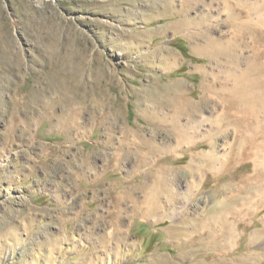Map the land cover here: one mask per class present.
I'll use <instances>...</instances> for the list:
<instances>
[{
	"label": "rangeland",
	"instance_id": "obj_1",
	"mask_svg": "<svg viewBox=\"0 0 264 264\" xmlns=\"http://www.w3.org/2000/svg\"><path fill=\"white\" fill-rule=\"evenodd\" d=\"M183 2L0 0V264H261L264 237L245 246L232 242L234 249L226 250V225L241 226L248 209L255 212V232L264 229V173L257 187L243 189L237 174H258L263 165L248 158L221 167L237 145L233 127L215 129L224 98L209 93L199 113L203 121L193 128L196 138L178 148L172 127L155 129L147 120L165 114L171 121L166 98L175 81L198 100L200 69H212L208 58L192 53L191 38L171 29ZM191 9L200 18L208 7L198 2ZM216 23L213 35L228 31ZM167 49L177 53V68L165 69ZM215 71L209 79L229 76ZM68 122L70 130L58 128ZM136 130L147 143L138 144ZM126 135L134 153L124 157ZM149 140L161 151L150 152ZM139 154L150 155V171L167 165V213L159 223H146L135 211L137 221L116 229L96 210L87 212L97 202L88 206L91 195L78 191L72 174L94 177L109 167L138 185ZM146 187L138 188L139 197ZM201 222L210 226L196 231Z\"/></svg>",
	"mask_w": 264,
	"mask_h": 264
},
{
	"label": "bare ground",
	"instance_id": "obj_2",
	"mask_svg": "<svg viewBox=\"0 0 264 264\" xmlns=\"http://www.w3.org/2000/svg\"><path fill=\"white\" fill-rule=\"evenodd\" d=\"M198 2L206 3L208 7L207 12L203 13V11H200L202 15L200 18L198 16L192 17L190 9L194 3ZM180 8L179 12H177L180 18L170 22L171 29L177 32V34L182 33L184 36L191 38L192 53L206 57V59L208 58V66L212 69H200L203 72L204 79L200 85L202 94L198 100L185 94L186 90L185 92L182 90L184 85L182 81H175V83H172L174 88H171V90H174H169V93H167L168 97L166 98L168 106H170L169 108L173 112L171 113V121L168 122L169 119L166 120L168 117L166 118L165 114L160 119L156 118V115L153 114L147 120L152 123L155 129L156 125L168 124L172 127L170 129L174 131L173 134L178 140L175 144L177 147L184 140L196 138L197 135L193 131V128H198L196 125L201 123L200 121H203L199 113L210 101L209 93L214 92L224 99L218 115L215 112V116L217 115L215 120L217 126L215 128L214 125L211 129L215 128L217 132H220L221 130L225 131L229 126L233 127L237 141L235 144L237 145L232 147L228 155L230 154V158L235 159L234 161L237 160V162L251 158L255 160L254 162H258L259 165H263V168L257 174L258 177H262L264 173V0H210V2L206 0H184ZM215 13L217 14L215 15ZM223 16H226V18L222 19ZM214 21H217L216 24L224 23L229 26L228 31L226 32L224 29L225 31L221 30L218 35H213L212 26ZM219 28L221 29V27ZM168 49L165 51V56L163 55L165 60L163 63L165 64V69H173L176 67V62H178V55ZM216 68L219 71L221 70L220 72L222 73L227 72L229 75L225 78L223 74L224 79H221L220 82L218 81L219 84L217 80L209 79L212 75H217ZM159 103H157V107L160 105ZM183 117L188 119L187 124L181 121ZM75 119L76 115H72L71 120L76 122ZM66 124V126L62 125L58 128H62L65 131L70 130L72 123L68 122ZM128 133H130L129 130ZM133 134H136L134 136H137L141 140L138 144L147 143L139 131L136 130ZM149 141L151 142L148 145V148L151 150L150 152L156 153L161 151L157 145H154L151 140ZM129 144L132 145V143ZM218 154L213 153L216 157L222 156ZM127 155H129L128 151L123 154L124 157H127ZM149 156L139 154L137 166L140 168L145 166L147 168L151 162ZM111 162L113 163L112 160ZM154 198H157V196L155 195ZM262 262H264V257L261 258L260 263Z\"/></svg>",
	"mask_w": 264,
	"mask_h": 264
},
{
	"label": "crops",
	"instance_id": "obj_3",
	"mask_svg": "<svg viewBox=\"0 0 264 264\" xmlns=\"http://www.w3.org/2000/svg\"><path fill=\"white\" fill-rule=\"evenodd\" d=\"M127 139L124 140V143L120 145V151L126 153L127 151L134 152L132 145L129 144L130 138L129 135H126ZM130 138V139H129ZM128 144V145H127ZM129 146V147H128ZM125 148V149H124ZM130 148V149H128ZM219 158V157H216ZM195 160V159H194ZM228 162L222 164L221 167L225 169L230 168L229 166L235 165V163H240L234 161L233 158H227ZM224 162V160H222ZM194 162V161H193ZM242 162V161H241ZM138 169V173L141 176V182L138 185H134L131 181L128 182V176L121 170H111L109 167L103 168L101 171L96 173L93 176L89 177L84 171L79 170L76 174H72V177L78 178L79 188L78 191L91 195L87 196L88 206L93 202H97V206L87 210L88 213L96 210V217L99 219H106L109 222H112L114 228L117 229L120 227H125L126 222L132 221L133 212L137 211L140 213L141 222L146 223H159L163 220L165 213L164 208V196L163 190L165 188V184L167 181L166 177V166L158 167L156 169H152V171L147 169ZM257 171V170H256ZM150 173H152L153 178H150ZM248 174V173H239L238 175V185H242L243 189H247L249 187H257V173ZM120 174V175H119ZM236 175V176H237ZM131 179V178H130ZM151 179L153 183L151 184ZM152 185V186H151ZM146 192L144 196L139 197L137 190L140 187H144ZM152 187L151 193L149 192V188ZM245 192V191H244ZM157 198H154V196ZM159 196V197H158ZM86 197V196H85ZM162 197V198H161ZM156 199V200H155ZM96 200V201H95ZM102 206V207H101ZM254 209H256L255 201L253 204ZM252 206V207H253ZM101 207V208H100ZM135 207L134 209H132ZM246 214L247 218L242 220L243 224L241 226H237L235 222L227 224L224 232V241L230 244H226V250L229 252L233 250L232 242L235 244H254V236L256 237V241H259L260 238L264 237V229H261L259 232H255V212L252 213L250 209ZM133 211V212H132ZM87 213V215H88ZM91 215H88V217ZM205 217V215H203ZM250 218V219H248ZM133 221H137L133 218ZM205 219V218H204ZM203 219V220H204ZM191 223V220L189 221ZM205 223H198V225L194 228L196 231H199L200 226H206ZM210 226V224H207ZM191 229V227H190ZM211 229V228H209ZM255 232V233H254ZM161 238L162 240V231H156V237ZM210 240L209 237H205ZM251 251L249 253V259L253 260L254 246L251 247ZM182 252V251H181ZM191 251H188L187 254L190 255ZM227 253V252H225ZM197 255V253H195ZM248 254H243L241 257H245ZM161 260V259H159ZM225 263V261H224ZM261 264H264L263 262Z\"/></svg>",
	"mask_w": 264,
	"mask_h": 264
}]
</instances>
